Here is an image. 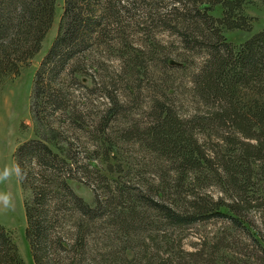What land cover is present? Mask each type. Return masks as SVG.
I'll return each instance as SVG.
<instances>
[{
	"label": "trees",
	"instance_id": "1",
	"mask_svg": "<svg viewBox=\"0 0 264 264\" xmlns=\"http://www.w3.org/2000/svg\"><path fill=\"white\" fill-rule=\"evenodd\" d=\"M56 1L0 0V87L41 51ZM246 1L65 0L61 29L36 76L34 109L39 122L67 136L61 138L67 149L55 153L32 140L16 152L25 173L20 182L32 193L26 236L34 264H182L181 241L170 235L164 244L161 226L176 230L213 218L248 234L264 256L262 231L251 216L258 213L264 228V190L257 188L264 184V31L240 49L223 34L224 27L248 28L236 14ZM217 6L224 19L212 15ZM159 33L192 54L182 60L186 65L195 54L203 58L186 73L196 107L184 114L176 84L160 80L152 87V121L118 125L132 114L123 91L135 96L152 68H186L161 56ZM113 58L117 67L108 64ZM79 133L100 143L91 155ZM113 134L125 142L144 139L169 162L173 184L111 186L90 156L96 161L103 152L109 161ZM191 174L199 184L187 185ZM71 181L93 186L94 205ZM208 185L220 195L202 193ZM0 264H24L1 225Z\"/></svg>",
	"mask_w": 264,
	"mask_h": 264
},
{
	"label": "rangeland",
	"instance_id": "2",
	"mask_svg": "<svg viewBox=\"0 0 264 264\" xmlns=\"http://www.w3.org/2000/svg\"><path fill=\"white\" fill-rule=\"evenodd\" d=\"M64 7L65 0L56 1L55 20L43 42L39 54L27 66L23 67L19 75L8 76L1 84L0 169L6 164L16 163L18 148L28 141L42 140L55 153H61L59 151L60 148L67 149L63 143V140H66L67 136L64 139L56 128L45 126L39 122L34 109L36 76L61 29ZM236 14L247 19L248 28L228 29L224 27L223 34L228 42L237 49H240L255 34L264 31V0H247L241 9L237 10ZM212 15L217 19H224L225 9L222 6H217L212 11ZM157 36L162 41L163 46H165V50L161 56L171 58L169 61L171 66H185L186 64L182 60L185 59V56H192V54L181 50L180 42L174 36L160 33ZM203 62V58L195 54L188 59V65L185 66V69H178L176 67L175 69L167 68V71H164L162 70L163 66L155 70L153 68L150 69V74L141 81V88L134 93L132 92L135 96L129 94L127 91H123L128 100V105L132 109V114H130L128 120L119 121L118 125L129 122L130 124L143 126L152 121L151 108L154 96L152 87L157 82H160V80L163 83L164 81H170L176 84L174 89H176L175 95L178 100L176 103L178 109L184 112V114L186 113V115L190 114L196 105L193 93L188 91L190 90L188 89L190 83L186 73L194 71ZM119 63V60L116 58L108 61L110 66L114 65L113 67H117ZM161 70L164 73L163 75L159 74ZM83 81L86 85L93 86L91 79H83ZM78 137H80V143L89 148V155L100 144L93 142L84 133H79ZM204 139L205 136H202V140ZM111 140L114 145L111 146L112 151H110L108 157V159L110 158L109 161H106L105 156L102 155L103 152L95 159L96 161H94L95 157L90 156L91 161L97 164L98 168L107 176L111 186H115L117 181L143 188L148 186L164 187L170 183L173 184L171 182L173 171L169 170V162L159 156L148 144L144 143V139L125 142L117 139L113 134ZM110 166H112V170ZM186 183L191 186L197 185L200 182L196 180L194 174H191ZM70 184L76 194L87 205H94L96 193L92 189L93 186H87L79 181H71ZM95 186L100 188L96 182ZM258 187L264 190V184H257ZM204 188L203 190L201 189L202 193H209L215 198L220 195L218 187L208 185ZM0 192L11 193L15 202L14 208L0 210V225L5 227L11 235L24 264H34L29 240L26 236V204L31 200L32 193L30 190L24 188L20 180H17L15 177L0 183ZM251 216L256 225L260 227L262 237L264 238V228L261 225L260 215L254 212ZM170 235L173 239L179 240L182 243V248L185 252L182 254V264H264L263 254L255 248V244H253L249 235L235 229L225 219L213 218L198 221L193 225L176 230L164 225L161 226L159 236L164 244L167 243L165 238H170ZM187 253H192L193 255L200 253V256L193 257Z\"/></svg>",
	"mask_w": 264,
	"mask_h": 264
},
{
	"label": "clouds",
	"instance_id": "3",
	"mask_svg": "<svg viewBox=\"0 0 264 264\" xmlns=\"http://www.w3.org/2000/svg\"><path fill=\"white\" fill-rule=\"evenodd\" d=\"M25 173L19 163L6 164L0 169V183L8 181L15 177L22 181ZM15 207L14 197L11 193L0 192V210H8Z\"/></svg>",
	"mask_w": 264,
	"mask_h": 264
}]
</instances>
